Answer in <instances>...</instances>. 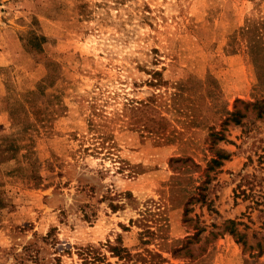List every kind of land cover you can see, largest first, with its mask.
Instances as JSON below:
<instances>
[{
    "label": "rangeland",
    "instance_id": "374dc122",
    "mask_svg": "<svg viewBox=\"0 0 264 264\" xmlns=\"http://www.w3.org/2000/svg\"><path fill=\"white\" fill-rule=\"evenodd\" d=\"M0 264H264V0H0Z\"/></svg>",
    "mask_w": 264,
    "mask_h": 264
},
{
    "label": "trees",
    "instance_id": "16d2710c",
    "mask_svg": "<svg viewBox=\"0 0 264 264\" xmlns=\"http://www.w3.org/2000/svg\"><path fill=\"white\" fill-rule=\"evenodd\" d=\"M120 248V247H119Z\"/></svg>",
    "mask_w": 264,
    "mask_h": 264
}]
</instances>
